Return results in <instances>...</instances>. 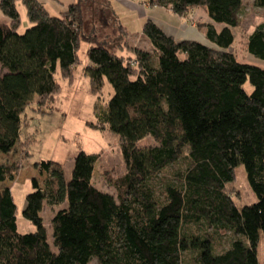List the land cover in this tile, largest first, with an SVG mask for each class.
I'll return each mask as SVG.
<instances>
[{"label": "trees", "instance_id": "16d2710c", "mask_svg": "<svg viewBox=\"0 0 264 264\" xmlns=\"http://www.w3.org/2000/svg\"><path fill=\"white\" fill-rule=\"evenodd\" d=\"M17 1L31 22L23 33ZM91 1L77 0L53 15L38 0H0L8 19L0 23V153L20 145L18 161L0 162V264H259L264 68L239 61L229 49L243 0H140L180 17L201 8L211 20L201 25L210 44L176 39L150 18L142 38L121 25L113 38L100 40L84 29ZM255 3L264 8V0ZM254 29L244 49L264 60V21ZM84 41L92 92H101L104 78L114 91L99 122L118 135L126 171L112 183L114 196L93 183L98 153L79 151L68 180L53 160L34 162L46 175L42 185L31 177L22 216L36 228L21 234L13 195L3 185L30 155L19 140L21 115L34 97L38 111H50L61 87L56 70L73 80ZM145 137L152 144L143 148ZM240 163L257 195L242 208L227 185ZM44 200L67 204L50 220L54 249L39 216Z\"/></svg>", "mask_w": 264, "mask_h": 264}, {"label": "rangeland", "instance_id": "374dc122", "mask_svg": "<svg viewBox=\"0 0 264 264\" xmlns=\"http://www.w3.org/2000/svg\"><path fill=\"white\" fill-rule=\"evenodd\" d=\"M139 2L143 6L148 5L145 1L139 0ZM242 8V21L239 27L233 28L234 42L229 49L236 53L239 61L264 68V60L255 58L252 54L246 52L243 41L247 33L253 32L256 25L264 21V8L257 6L255 0H243ZM128 9V6L119 5L117 13L121 16L124 14L128 18L131 17L128 20L129 32L138 35L142 29L141 20L136 18V13H132ZM20 18H22V21L18 29L20 33H23L25 28L31 25L25 7L20 14ZM183 18H186L188 20L186 22L198 32H203V27L201 26L203 22L210 21L206 12L201 8L195 9L189 17ZM84 26L85 32L96 34L100 40L106 38V32L92 20V17L88 18L87 21L86 15ZM217 27L220 28L221 26ZM193 37H196V35L190 34L187 38L194 39ZM202 39L203 42L210 44L206 38ZM89 45L86 41L82 42L78 51L79 62L75 65L73 70L74 78L70 83L61 78L60 72L58 69L56 70L55 79L61 84V87L52 101L50 111L46 113L38 111L35 104L36 97H34L21 115L22 123L19 140L26 142V148L29 150L30 155L23 161L19 174L13 180L3 183V185L10 187L15 206H17V228L21 234L32 232L36 228L34 224L22 216V211L26 204V194L33 190L31 177H36L38 183L42 185L41 182L46 175L45 172H37L34 162L41 161V159L53 160L58 163L62 171H64L65 179L68 180L73 174V158L79 151L98 153V159L93 166V183L102 191L110 192L114 196L116 193L112 183L126 171L118 135L106 123L99 122V113L105 108L106 102L113 95V88L109 80L104 78L101 92H92L89 77L83 70L89 64L86 57V50ZM125 53L126 55H132L129 52ZM244 89L249 93L252 90V85L247 81L244 84ZM151 144V137H145L139 141L138 145L144 148L151 146ZM19 146V144L16 145L10 153H0V162L8 164V162L18 161L20 156ZM235 174V179L227 185L229 191L231 190V196L236 207L242 208L243 205L255 202L257 195H255L251 185L248 183L247 173L242 163L235 167ZM43 205V210L39 213V216L42 218L43 225L47 227V238L51 248L54 249L50 220L57 210L64 208L67 204L65 201L62 204L49 205L44 200ZM258 239L256 243L257 259L259 264H264L263 230H260ZM228 243L227 239H225L221 246L225 247ZM89 264H96V261L92 260Z\"/></svg>", "mask_w": 264, "mask_h": 264}, {"label": "crops", "instance_id": "0c3cea01", "mask_svg": "<svg viewBox=\"0 0 264 264\" xmlns=\"http://www.w3.org/2000/svg\"><path fill=\"white\" fill-rule=\"evenodd\" d=\"M43 6H45L48 11L53 15H59L64 12L68 4L74 3L77 0H38ZM90 5V6H89ZM119 5L128 6V10L132 13H136V18L141 20L142 26L145 19L150 18L155 23H158L161 28L166 32L172 34L176 39H189L187 38L190 34H195L196 37H193L199 42H203L202 38H206L204 32H198L193 26L186 22V18L176 16L169 8L162 7H151L148 5H142L139 0H94L87 3L84 9L85 23L86 15L87 21L88 18L92 17L97 25L104 29L106 32L105 39H111L114 35L118 33L119 27L124 25L127 31L128 29V20L131 18L119 15L117 13V8ZM16 7H18L19 13L23 12L24 5L20 1L16 2ZM101 17L103 18L101 20ZM208 17V16H207ZM8 19L0 10V23L6 22ZM101 20V21H100ZM208 20L209 17H208ZM188 21V20H187ZM211 21V20H210ZM208 21V22H210ZM84 23V24H85ZM141 35V32L138 36ZM142 38V35H141ZM139 39V38H138ZM192 39V38H191ZM207 40V39H206ZM144 45L147 44V41L140 39L139 40ZM208 42V41H207ZM206 43V42H203Z\"/></svg>", "mask_w": 264, "mask_h": 264}]
</instances>
